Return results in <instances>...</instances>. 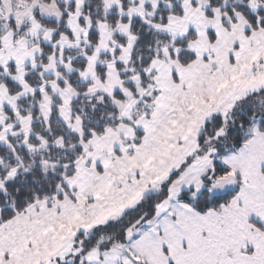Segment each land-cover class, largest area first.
Listing matches in <instances>:
<instances>
[{
    "label": "snow or ice",
    "instance_id": "snow-or-ice-1",
    "mask_svg": "<svg viewBox=\"0 0 264 264\" xmlns=\"http://www.w3.org/2000/svg\"><path fill=\"white\" fill-rule=\"evenodd\" d=\"M0 264H264V0H0Z\"/></svg>",
    "mask_w": 264,
    "mask_h": 264
}]
</instances>
